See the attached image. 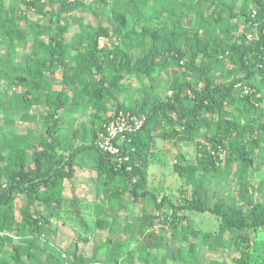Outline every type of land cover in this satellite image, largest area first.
I'll list each match as a JSON object with an SVG mask.
<instances>
[{
    "label": "trees",
    "instance_id": "1",
    "mask_svg": "<svg viewBox=\"0 0 264 264\" xmlns=\"http://www.w3.org/2000/svg\"><path fill=\"white\" fill-rule=\"evenodd\" d=\"M0 84V264H204L221 249L264 264V0H0ZM120 112L146 121L119 156L99 138ZM159 139L175 140L182 202L150 186ZM88 148L96 218L74 194L70 237L65 191ZM231 176L237 197L210 194Z\"/></svg>",
    "mask_w": 264,
    "mask_h": 264
},
{
    "label": "rangeland",
    "instance_id": "2",
    "mask_svg": "<svg viewBox=\"0 0 264 264\" xmlns=\"http://www.w3.org/2000/svg\"><path fill=\"white\" fill-rule=\"evenodd\" d=\"M157 84L160 87L162 94H171L167 88V77L164 75H159L156 79ZM2 86V84H0ZM1 122V121H0ZM175 140H164L159 139L155 148L156 158L154 162L151 163L149 167V181L152 188H159L161 195L168 196L173 200L182 202L183 197L180 194V190L183 185V181L178 177L177 174L173 172L171 166V158L177 152L176 147L173 145ZM182 150L187 155H193V151L186 147V145H181ZM99 157V150L96 148H88L81 151L76 158L77 165L75 166V175L69 180L67 184V189L65 191V201L63 203V218L68 225L62 226L60 228L70 237H74L73 227L78 228V222L69 220L71 215V199L73 195H79L82 200V207L86 214V218L89 223L95 220L93 199L96 195V171L95 167L97 165ZM264 177V166L262 171L257 175V180ZM210 194L224 195L229 197L238 196V186L235 180L231 176L227 181H211L209 184ZM259 199V198H258ZM148 209L152 211L154 209L153 205L149 203ZM139 210V208H136ZM55 215V214H54ZM191 217L194 218L197 227L208 231H217L219 228V219L209 213V212H192ZM56 216V215H55ZM123 216H119L118 219L121 220ZM55 220V219H54ZM56 220L54 222V227H57ZM71 228V229H70ZM125 228V226H124ZM79 230V228H78ZM106 232L99 233L102 238L106 237ZM253 236L254 234L251 233ZM167 255L174 259L175 251L170 248L165 251ZM240 253L237 251H232L228 249H221L218 252H207L204 250L202 254V263L209 264L212 260L226 261L227 264H233V258L238 257ZM264 255V254H263Z\"/></svg>",
    "mask_w": 264,
    "mask_h": 264
},
{
    "label": "built area",
    "instance_id": "3",
    "mask_svg": "<svg viewBox=\"0 0 264 264\" xmlns=\"http://www.w3.org/2000/svg\"><path fill=\"white\" fill-rule=\"evenodd\" d=\"M146 121L144 115H136L131 112H120L113 120L105 125L100 134L99 150L111 155L123 153V143L130 133L137 132Z\"/></svg>",
    "mask_w": 264,
    "mask_h": 264
}]
</instances>
